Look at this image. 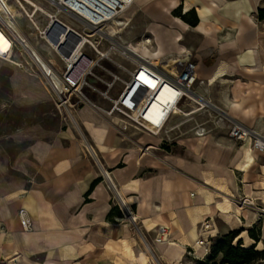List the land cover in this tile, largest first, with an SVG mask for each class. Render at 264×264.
I'll return each instance as SVG.
<instances>
[{
  "label": "crops",
  "instance_id": "0c3cea01",
  "mask_svg": "<svg viewBox=\"0 0 264 264\" xmlns=\"http://www.w3.org/2000/svg\"><path fill=\"white\" fill-rule=\"evenodd\" d=\"M136 6L164 56L196 65L206 85L196 91L264 136V0H138ZM175 10H193L196 24L172 15ZM17 24L43 68L59 73V58L35 40L33 26ZM6 47L2 36L0 49ZM27 52L19 47L12 62L0 58V71L9 69L7 93L0 94V264H153L152 258L154 264H220L208 257L209 239L232 229L250 238L257 223L259 240H252L264 245V159L249 142L232 140L227 129L199 128L201 134L177 140L178 150H156L149 158L161 137L145 131L156 142L137 141L146 146L139 154L122 146L114 118L92 106L104 104L100 96L86 92L91 103L58 105ZM117 206L122 218L116 224ZM130 213L149 251L131 235Z\"/></svg>",
  "mask_w": 264,
  "mask_h": 264
},
{
  "label": "built area",
  "instance_id": "2783aa9c",
  "mask_svg": "<svg viewBox=\"0 0 264 264\" xmlns=\"http://www.w3.org/2000/svg\"><path fill=\"white\" fill-rule=\"evenodd\" d=\"M13 1L18 8L17 14H13L8 0H0V35L7 43L5 49H0V58L12 62L14 51L19 47L22 50L26 48L33 69L42 73L58 105L69 102L72 106L91 103L84 93V89L88 88L109 103L107 109L91 103L98 112L109 116L119 113L132 126L144 131L155 130L158 134L173 129L174 118H188L212 107L211 101L195 89L198 78L194 63L176 55H169L158 61L149 56L141 58L113 39L115 28L110 33L107 31L108 26L114 25V20L128 10L135 0ZM42 2L52 7L53 11L46 12ZM38 15L46 18L42 25L35 22ZM62 16H66L71 23L63 21ZM19 18L26 19L34 28L35 40L39 44H46L62 61L59 73L51 66L45 70L35 51L27 46V38L19 36ZM138 43L153 48L149 34L144 33ZM86 47L93 55L87 53ZM114 52L130 62V67L124 69L120 63H116L126 74L125 77L120 78L117 74L110 73L109 79L103 80L95 74L94 69L101 67L102 60L111 59L110 55ZM15 64L20 66V63ZM89 77L102 82L104 89H98L89 83ZM54 80L60 82V88L56 87ZM117 81H121V87L112 96L111 90ZM228 136L236 142L247 141L253 150L264 154V136L235 120H231ZM19 218L21 226L28 229L29 220L24 209L19 210ZM199 241L202 243L203 238Z\"/></svg>",
  "mask_w": 264,
  "mask_h": 264
},
{
  "label": "rangeland",
  "instance_id": "374dc122",
  "mask_svg": "<svg viewBox=\"0 0 264 264\" xmlns=\"http://www.w3.org/2000/svg\"><path fill=\"white\" fill-rule=\"evenodd\" d=\"M11 1L12 0H8ZM137 2H134V4L131 6V8H129L128 10H126L123 14H121V16L118 18L119 20L123 21L125 20L126 17H130L131 20L124 22V24L120 25H109L107 31L110 33L114 30V28L116 29L115 31V35H113V39L115 41H117L118 43H120L121 45H124V47L128 46L129 44H134L136 45V43H138L142 37V35L144 34L145 31V27L146 25H150L149 22V18H147L144 13H142V11H140L138 9ZM13 3V7L18 10L16 4L14 2ZM174 13L177 14H181L180 10H178L177 12H172V15H174ZM19 21H26V19H22L19 18ZM61 19L67 23H71V21L66 17V16H62ZM152 23V22H151ZM153 26V24H152ZM146 33H150V35L155 36L154 32H149V31H145ZM153 34V35H152ZM2 38V36L0 35V39ZM156 39V36H155ZM158 40V39H157ZM42 42V41H41ZM85 50L87 51V53L92 54V51L86 47ZM53 53V52H52ZM54 54V53H53ZM111 59H104L101 62V67H96L94 69L95 74L100 77L103 80H108L110 77V73H115L118 76H120V78L125 77V73L123 70L119 69L116 66V63H120L123 68L127 69L130 67V62H128L127 60H124V58L117 52L111 53L110 55ZM58 63L62 66V61L60 59H58ZM9 72V69L7 67H3L0 71V94H3L5 96V94L7 93V88H6V76ZM88 82L91 83L92 85H94L96 88L103 90L104 89V85L102 82L97 81L96 78L93 77H89ZM121 87V81H117L113 87V89L111 90V95L115 96L116 93L119 91ZM206 85L202 82V80H198L195 84V89L198 91H201V89L205 90ZM86 92L92 93L94 95H98L96 93L91 92L90 89L86 88L84 89V93L86 94ZM211 93L216 94L217 90L213 87L212 90H210ZM99 96V95H98ZM209 100V99H208ZM105 101V100H104ZM212 107H210L208 110L204 111V112H198L193 114L192 116L188 117V118H183V117H176L174 118L172 124H174V128L171 129L168 133H160L158 138H162L164 137L165 139H158L159 144L157 146H155L153 149H150V154H149V158H155V152L156 150H160L162 149L163 151H176L178 150V143L177 140L182 139V138H186V137H191L193 135H195L196 133H198V129L199 128H206L207 129H211V130H225L227 129V131H229V127L231 124V118H229V116H227L225 114V109L222 106L221 103H219V101L217 99L215 100H210ZM82 105V104H81ZM101 108H105L107 109L109 107V103L107 101L104 102V104L98 105ZM178 111V110H176ZM16 113V112H15ZM9 114H14V112L12 113V111H8L6 112V115ZM112 117L114 118L113 121V126L115 129V134L116 136L119 138V140H121V144L122 146L125 147H131V148H137L139 149V154H143V152L146 149V146H143L141 144H144L145 142H150L152 144H154L156 141L155 139L150 136L149 134H146L144 130H140L134 126H132L129 121L121 114L119 113H114L112 115ZM116 119L118 120V122H115ZM208 131V130H207ZM204 133V132H202ZM158 133H155L153 135H157ZM262 136V135H261ZM150 137V138H149ZM229 137V136H228ZM137 141L139 143H137ZM262 159H264V154H261L260 156ZM120 206L115 207L114 211L111 214V218L113 219L112 221L115 222L116 224L120 222V218H122V216H120ZM249 214V213H248ZM248 214L246 213V216H248ZM124 216V215H123ZM131 217V213L130 216ZM129 217H125V221H127V223L129 224L130 228H131V235L133 237H135L137 239V241L139 242V244L143 247H145L148 251V245L143 242V239L141 237H143L142 233H141V229L139 228V225L137 223V221H132L129 219ZM202 225V223H201ZM204 227V226H203ZM206 228H208V224L205 225ZM252 232L254 233V235L260 234L261 229H260V225L254 224L252 225L251 228ZM233 232H239V230L236 229H232L230 231L227 232H221L219 231V234L216 235L215 237H212L211 239H209L208 242V246L207 248H209V253L212 249V247L219 242L220 240H222L224 238V236L229 235ZM115 235L118 236L120 235V231L117 229L116 227V231H115ZM241 236V238H240ZM249 236V235H248ZM208 239V238H207ZM241 240V245L243 247H250L253 246L254 249L257 248H262L264 249V245H255L254 241L252 240V238H248L247 236H242V234L239 232V234L234 238V240L231 242L232 244L236 245V243L238 242V240ZM259 249V250H262ZM221 260V255H218L217 258H215V261L217 263H219ZM36 261H41L40 259H36ZM90 261V260H89ZM151 262L154 264V260L152 258ZM86 264H92V262H87ZM249 264H264V259L259 260L258 262H254V263H249Z\"/></svg>",
  "mask_w": 264,
  "mask_h": 264
},
{
  "label": "trees",
  "instance_id": "16d2710c",
  "mask_svg": "<svg viewBox=\"0 0 264 264\" xmlns=\"http://www.w3.org/2000/svg\"><path fill=\"white\" fill-rule=\"evenodd\" d=\"M177 11L178 10H175L174 12ZM174 15H179L184 21H187L190 25H195L197 22V18L193 10L188 11L184 15H180L177 13H174ZM260 17H264V15H260ZM96 182L97 180H94L91 183L90 189ZM239 232H233L229 235L224 236L222 240L217 242L212 247L208 257L213 263L216 262L215 258H217L218 255H221L220 264H249L264 259V249L257 250L254 249L253 246H240L242 244L240 239L238 240L236 245L231 243L234 238L239 234ZM248 235L256 242L259 240L257 235H254L251 229L248 230Z\"/></svg>",
  "mask_w": 264,
  "mask_h": 264
},
{
  "label": "bare ground",
  "instance_id": "6f19581e",
  "mask_svg": "<svg viewBox=\"0 0 264 264\" xmlns=\"http://www.w3.org/2000/svg\"><path fill=\"white\" fill-rule=\"evenodd\" d=\"M137 1V0H136ZM214 1V0H213ZM130 8H131V6H130ZM165 8V7H164ZM163 8V9H164ZM170 10V9H169ZM129 20H131V18L130 17H126L125 18V20H123V21H121V20H119V19H116V20H114V22H113V24H115V25H120L121 26V24H124V22H126V21H129ZM179 21V23L180 24H182L183 26H185V24L184 23H182L180 20H178ZM152 24V23H151ZM147 34H149V36L151 37V39H152V41H153V44H154V47L152 48V49H150V48H148L147 46H145V45H143V44H141V43H136V45H134V44H129L127 47L125 46V49H127L128 51H130V52H135V54H137V56H140L141 58H148V56L151 58V59H153V60H156V61H158V60H160V59H163V58H165L166 56H169V55H166V56H164L165 54H164V50H163V48L161 47V45H160V42L157 40V41H155V36H153V38H152V36L150 35V33H147ZM153 35V34H152ZM19 36L21 37V38H23L20 34H19ZM176 38V37H175ZM28 46V45H27ZM183 48V47H182ZM183 50V49H182ZM179 51H181V50H179ZM185 52H178V53H175V54H179V56L181 55V56H183V54H184ZM36 55V54H35ZM36 57L39 59V61L42 63V61H41V59L39 58V56L38 55H36ZM186 57V56H185ZM181 59V58H180ZM182 60H183V57H182ZM173 71H175V69H173ZM216 73V72H215ZM218 74V73H217ZM216 74V76H218ZM214 75V74H213ZM221 75V74H220ZM215 79V78H214ZM55 81V84H56V87L57 88H60V82L58 81V80H54ZM210 81V80H209ZM162 100V99H161ZM164 100H162V102H163ZM225 108H226V106H225ZM227 112V111H226ZM240 123V122H239ZM242 124V123H241ZM244 125V124H243ZM147 132H149V133H151V134H155L156 132H155V130L153 131V132H151V131H147ZM199 134H201V129H198V131H197ZM150 134V135H151ZM152 137H154L153 135H152ZM150 138V137H149ZM155 138V137H154ZM253 159V158H252ZM251 160V159H250ZM241 166H244V164L243 165H241ZM231 207V206H230ZM238 212V211H237ZM133 215H132V213H131V220L132 219H135V218H133L132 217ZM136 220V219H135ZM204 227H205V225H204ZM165 239V238H164ZM196 243H197V246H200L201 247V245H202V243L199 241V239L198 240H196ZM255 249H257V250H259V249H262V248H255ZM141 260H142V263L143 262H145L146 261V256H144V255H142L141 256ZM146 263V262H145Z\"/></svg>",
  "mask_w": 264,
  "mask_h": 264
}]
</instances>
